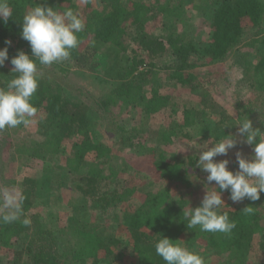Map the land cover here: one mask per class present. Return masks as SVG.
<instances>
[{"label":"rangeland","instance_id":"rangeland-1","mask_svg":"<svg viewBox=\"0 0 264 264\" xmlns=\"http://www.w3.org/2000/svg\"><path fill=\"white\" fill-rule=\"evenodd\" d=\"M128 1L140 2L146 6L164 2L119 0V3L126 5ZM261 1L264 4V0ZM211 2L193 0L187 7L183 22L174 24L152 12L149 14L145 30L151 37L157 38L169 33L180 35L189 51L194 46L195 51H202L209 42V24L214 11V3ZM71 5L76 8L74 13L78 14L84 23L88 22L92 11H102L97 0H71ZM63 6L69 7L66 3ZM261 21L258 28L245 29L241 43L219 62L208 63L206 58L203 59L201 52L191 53L189 63L194 67L183 71L185 77L190 75V82L183 86L173 78L178 61L172 52L167 50L161 57L147 60L137 43L135 27L127 29L122 44L123 51L120 52L122 56L125 55L122 65L131 64L134 57L143 62V66L130 78L114 77V72L108 73V48L98 50L92 59L94 68L91 70L76 69L71 59L50 66L38 64L40 76L52 84L61 85L67 100L85 104L88 117L96 121L89 138L92 143H102L110 150L112 171L109 172L108 166L105 169L107 174H112L110 188L117 187L122 199L105 212H101L89 199L76 192L69 185L71 181L67 175L66 160L72 143L79 141L83 136L77 133L70 140L60 141L55 138L54 130L50 129L44 138L39 125L45 126L46 121L41 120L40 124L33 117L32 123L27 126L21 124L15 128H7L6 131L0 130V213L5 210L10 213L16 211L14 205L17 203L21 181L24 178H38L43 182L48 172L52 186L49 187L44 182L41 184L31 213L41 215L42 223L54 229L55 236L62 244L67 239L75 244L72 230L83 235L96 234L106 241H117L116 245L111 246L116 264H129L132 246L126 225L133 212L142 204L145 194L169 190L173 198L179 196L185 201L182 211H186L188 207L199 206L206 188L213 185H206L207 173L196 165L193 169H187V159H198L199 153L206 150L207 142H214L225 134L234 133L241 109L250 107V118L254 127L255 124H262L264 91L261 92L258 87L260 76L253 67L264 57V46L257 42L264 36V12ZM17 51L14 45L9 47V61L4 65L6 70L11 71L10 59ZM127 84L131 86L134 96L130 98L131 101L116 95L119 87ZM153 93L167 97L169 104L159 113L146 116L140 104ZM201 94H205L214 107L210 106V110H205L206 105L203 106ZM186 110L190 111L189 116L196 123L192 127L184 125ZM200 112L203 114L200 115ZM199 122L200 125L197 124ZM134 127L142 128V136L131 145L129 142L123 143L126 138L120 143L119 137L126 136L127 132L119 133L117 130H129ZM185 134L188 136L185 137ZM45 140H51L47 150L39 145ZM22 146H31L30 152L24 154ZM208 146L211 147L212 143ZM240 147L246 156L251 154L250 146ZM41 151L47 152L46 165L30 155L31 152ZM235 152L236 149H232L227 157L218 156L214 160L229 159V168L235 171L238 167ZM160 159L163 161L159 162ZM94 160V154L88 152L85 164ZM97 162H101V158ZM178 162L182 164V172L187 170V185L167 184L159 177L160 171L155 170V165L167 168ZM59 184L63 185L59 190L55 189ZM222 198L225 204L221 212L243 210L250 206L261 213L262 229L253 238L245 256V264H264V250L259 248L261 237L264 235V193L258 201L244 200L239 204H232L228 193H224ZM9 200H12L13 204L10 205ZM175 228V232L168 237L202 255L206 264H229L231 258L227 252L210 247L202 240L190 244L188 233L179 227ZM62 244L60 251L66 264H93L91 259L75 261L71 251ZM99 264H104L100 257Z\"/></svg>","mask_w":264,"mask_h":264},{"label":"trees","instance_id":"trees-1","mask_svg":"<svg viewBox=\"0 0 264 264\" xmlns=\"http://www.w3.org/2000/svg\"><path fill=\"white\" fill-rule=\"evenodd\" d=\"M5 2L9 5L12 16L8 18L7 22L0 21V48L5 46L4 41L8 39L17 50H22L29 55L31 54L30 46L27 41L21 39L22 19L27 12L38 4L54 7L61 12L67 9L74 12L76 9L71 5V0H5ZM89 2L88 6H90ZM97 2L101 5L102 11H92L90 19L85 23L84 30L78 33L80 40L78 47L71 52L70 59L76 69L91 70L94 68L92 59L98 50L108 48L106 50L110 56L107 63L108 73L114 72V77H132L138 68L143 66V62L134 57L131 64L122 65L121 62H124L125 55L122 56L120 52L123 51L122 44L127 29L135 27L137 43L145 53V58L147 60L156 59L170 50L178 61L173 78L182 86L190 82V75L185 77L186 74L184 75L183 71L194 67L189 63V59L192 54L197 52L195 46L189 51L187 44L182 41V37L174 35V33L158 38L151 37L145 27L149 21V14L152 12L173 24L183 22L187 15V7L193 0H164L163 3L154 6H146L134 1H128L126 5L119 3V0H97ZM210 2L214 3V11L209 24V42L206 48L202 51L198 50V52L202 53L203 59L206 58L208 63H216L241 43L245 29L258 28L261 25L264 4L261 0H210ZM65 3L69 7L63 6ZM257 42L264 46V36ZM253 70L260 76L258 87L263 92L264 57L257 62ZM15 75L4 67L0 68V88L6 90L9 81ZM40 77L38 90L31 102L38 109L34 116L38 123L41 120L47 123L45 126L40 123L41 133L45 138L48 131L53 129L55 138L60 141L70 140L77 133L83 136L79 141L72 143L70 154L66 160L67 175L71 181L69 185L82 197L89 199L95 208L105 212L122 199L117 187L110 188L112 174H107L105 169L108 166L110 170L108 171H112L110 150L102 143L91 142V130L96 126L94 124L96 121L88 117V109L85 104L67 100L61 85L52 84L46 78ZM119 88L116 95L131 101L130 98L133 96L131 86L127 84ZM201 96L203 106L206 105L204 106L205 110H210V106L214 107V104L206 99L205 94L204 96L201 94ZM168 104L167 97L153 93L140 106L144 115L151 116L168 107ZM251 112L250 107L241 109L239 120L244 119L245 116L251 119ZM189 114L188 110L184 112V125L192 127L196 123ZM202 114L203 112H200V115ZM197 124L200 125V122ZM255 127L264 131V120L260 125L255 124ZM6 130L7 128L2 131ZM117 132H127L126 136L119 137L120 143L123 138H126L127 140L123 143L129 142L130 145L143 134L142 128L138 127L129 130L118 129ZM187 136L185 134V137ZM50 143L51 140H45L39 145L47 150ZM30 150L31 146H22L24 154L29 153ZM88 152L94 154L95 160L85 164ZM46 153L44 151L31 152L30 155L46 165ZM99 158H101V162H97ZM160 160L159 162L163 161V159ZM196 160L197 158L194 157L188 158L187 169H193ZM163 167L155 165V170L160 171V173L158 172L159 177L165 183L170 185L173 183L189 184V178L186 177L187 170L182 172L184 169L180 162L167 168ZM47 174L48 172H46L43 182L50 187L52 184ZM43 182L38 178H24L21 181L17 199V203L20 204L18 219L8 223L0 220V264H66L63 260V253L60 251L62 242L58 241L54 229L46 227L42 223L41 215L30 211L37 197V191ZM62 185H57L55 189L59 190ZM181 199L179 196L173 198L169 190L157 194L150 192L145 194L142 204L133 212L126 225L132 246V258L129 264H166L156 254L155 243L161 235L168 237L173 234L176 230L175 227L188 233L190 244L202 240L210 247L220 248L227 252L231 258L229 264H245V256L253 238L262 229L261 213L257 210H253L250 214L244 210L224 211L236 223V227L230 234L202 232L198 227L187 229V221L182 211L185 201ZM5 214H10V212L5 210L0 213V217ZM25 218L31 221L29 225L23 224ZM72 233L76 239L75 244L67 239L63 241L65 243L62 245L65 244L66 249L71 251L75 261L91 259L93 264H99L100 257L104 264H116V257L111 246L116 245L117 241L110 239L106 241L96 234L83 235L74 230ZM259 248L264 250V235L261 237ZM3 255L6 256L3 257Z\"/></svg>","mask_w":264,"mask_h":264},{"label":"clouds","instance_id":"clouds-1","mask_svg":"<svg viewBox=\"0 0 264 264\" xmlns=\"http://www.w3.org/2000/svg\"><path fill=\"white\" fill-rule=\"evenodd\" d=\"M11 16L9 5L5 0H0V21L7 22ZM84 28L83 19L71 9L61 12L54 7L38 4L23 16L21 39L28 42L31 54L18 50L10 59L11 73L16 75L9 81L6 90L0 88V130L32 123L38 111L31 102L41 79L38 64L50 66L69 60L72 50L80 43L78 33ZM11 43V40L6 39L5 46L0 48V68L9 61ZM235 125L237 128L234 133L207 142L206 150L199 153L196 167L207 173L206 185L213 186L205 187L199 206L188 207L183 211L187 229L198 227L202 232L228 235L236 223L227 212H221L225 204L222 198L224 193H228L232 204L244 200L258 201L264 193V131L254 127L253 121L247 116ZM209 143H212L211 147ZM242 145L252 148L250 155L244 154L240 147ZM232 149H236L235 162L238 167L235 171L230 170L229 159L214 160L218 156L227 157ZM8 203L11 205L13 201L9 200ZM14 206L16 211L3 215L0 220L8 223L18 219L20 204ZM243 210L249 214L253 212L250 206ZM30 223L27 218L23 220L24 225ZM175 241L161 235L155 243L156 254L166 264H206L202 255Z\"/></svg>","mask_w":264,"mask_h":264}]
</instances>
